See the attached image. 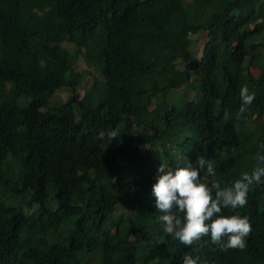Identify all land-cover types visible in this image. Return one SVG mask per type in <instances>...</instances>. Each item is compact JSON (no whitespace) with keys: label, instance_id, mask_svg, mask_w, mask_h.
<instances>
[{"label":"trees","instance_id":"trees-1","mask_svg":"<svg viewBox=\"0 0 264 264\" xmlns=\"http://www.w3.org/2000/svg\"><path fill=\"white\" fill-rule=\"evenodd\" d=\"M261 145L264 0H0V264H264V183L243 250L185 247L152 193L198 156L229 187Z\"/></svg>","mask_w":264,"mask_h":264},{"label":"clouds","instance_id":"clouds-1","mask_svg":"<svg viewBox=\"0 0 264 264\" xmlns=\"http://www.w3.org/2000/svg\"><path fill=\"white\" fill-rule=\"evenodd\" d=\"M255 95L247 85L241 87L238 118L253 103ZM117 136L120 134L116 130L100 131L98 139H107L111 143ZM260 147L264 150V145ZM254 159L256 166L252 172L241 173V177L229 187H221L215 179L213 162L204 156L197 157L196 167L187 158H184L183 166L178 163L175 168L161 163L152 193L155 207L162 213L160 220L165 233L185 247H191L203 237H210L211 243L221 250L245 249L251 224L238 209L247 205L248 193L253 185L264 183V155L258 152ZM200 171L212 177L210 185L200 182ZM223 209L235 214L225 216L222 214ZM182 264H198V258L186 253Z\"/></svg>","mask_w":264,"mask_h":264},{"label":"rangeland","instance_id":"rangeland-1","mask_svg":"<svg viewBox=\"0 0 264 264\" xmlns=\"http://www.w3.org/2000/svg\"><path fill=\"white\" fill-rule=\"evenodd\" d=\"M200 49H201V47H200ZM200 49H198V51H200ZM252 73H254V75L257 76L258 71L257 70H252ZM85 83H88V85H91L92 84L91 77L88 76L86 78V80H85ZM184 94H186V96L188 98H191L193 96V92L186 91L185 88H182L181 90L174 91V93H173V100H174V102H178V99L177 98L180 97L181 95H184ZM54 95H57L58 96V101L60 103L61 102H64L67 99V97L69 96L66 88L55 91L54 92ZM74 201H76V199H74Z\"/></svg>","mask_w":264,"mask_h":264}]
</instances>
